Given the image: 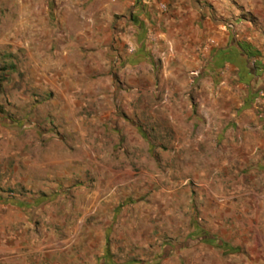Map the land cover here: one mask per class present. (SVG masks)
<instances>
[{"label":"rangeland","instance_id":"rangeland-1","mask_svg":"<svg viewBox=\"0 0 264 264\" xmlns=\"http://www.w3.org/2000/svg\"><path fill=\"white\" fill-rule=\"evenodd\" d=\"M162 1L0 0V205L101 242L37 264H264V0Z\"/></svg>","mask_w":264,"mask_h":264},{"label":"crops","instance_id":"crops-1","mask_svg":"<svg viewBox=\"0 0 264 264\" xmlns=\"http://www.w3.org/2000/svg\"><path fill=\"white\" fill-rule=\"evenodd\" d=\"M175 1V0H172ZM181 2H187L189 1L188 5L185 7L186 11L183 15V20L181 19L176 24H168V30L169 32L173 31L178 33L183 29L182 21L183 23L188 22H194L196 13L194 9L191 6V0H179ZM248 2L250 0H247ZM207 23H210L207 24ZM205 24L208 25L209 28H215V24L210 21H205ZM244 31V30H243ZM246 31V30H245ZM223 33V32H222ZM235 33V32H234ZM245 35H247L250 39L251 36L262 38V45L264 44V28L261 29L260 27L254 28V27H248V30L246 31ZM170 39V36L167 37ZM264 47V45H263ZM28 210L24 206H9L7 205H0V264H37L36 262H39L41 260V256H79V246L83 245L85 248H93L98 247L100 249L101 242L99 241L97 245L94 243V239L90 236V234L86 237H78L77 234L76 239H73L75 236V233L72 235V237H69L65 240H59L55 234L54 239L50 241H46L45 239H42L41 236V227L39 224L42 223L41 220V211H37V216L31 220L29 217V214L27 216ZM72 213H74V210H72ZM36 215V214H35ZM74 215V214H73ZM58 223L67 224L68 226H71V223L73 221L70 220H60L55 219L52 224L53 227L56 228ZM8 224L10 225L9 230L6 231L5 227L3 225ZM21 224H25V227H20ZM32 226V230H30V227ZM37 226V227H36ZM74 228L76 225H73ZM36 227V228H34ZM83 228V227H82ZM89 229L90 226H87ZM27 233H29L30 236H26ZM100 234V233H99ZM101 234H103L101 232ZM102 240V238H100ZM99 239V240H100ZM66 250H68L65 253H62V247ZM49 247V252L45 251V248ZM83 248V247H80ZM84 249V248H83ZM43 252L45 253L43 255ZM48 253V254H46ZM71 253V254H69ZM85 256H93L90 252L88 255ZM76 257H74L75 259Z\"/></svg>","mask_w":264,"mask_h":264},{"label":"built area","instance_id":"built-area-1","mask_svg":"<svg viewBox=\"0 0 264 264\" xmlns=\"http://www.w3.org/2000/svg\"><path fill=\"white\" fill-rule=\"evenodd\" d=\"M152 1L157 2L161 9H165L166 8V4L162 0H152ZM262 114L264 116V110L262 111Z\"/></svg>","mask_w":264,"mask_h":264}]
</instances>
